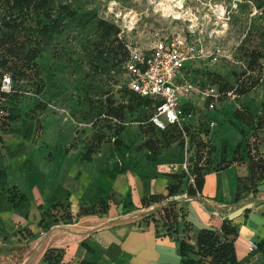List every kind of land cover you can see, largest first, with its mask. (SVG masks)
Returning a JSON list of instances; mask_svg holds the SVG:
<instances>
[{"label": "crops", "instance_id": "obj_1", "mask_svg": "<svg viewBox=\"0 0 264 264\" xmlns=\"http://www.w3.org/2000/svg\"><path fill=\"white\" fill-rule=\"evenodd\" d=\"M18 112L20 117L0 130V264L3 256L9 264H40L49 247L63 250L57 264H199L187 262L197 256L180 254L179 243L166 225L137 216L146 208L124 211V199L128 208L138 206L143 195L167 192L166 186L172 182L169 173L179 171L164 164V154L147 158V150H137L131 144L136 139L134 132L130 141L121 145L108 142L114 145L112 149L128 150L123 159H104L106 142L86 159L84 143L91 126H84L88 131L81 134V141L59 143L58 130L53 129L50 137L42 126L38 114L43 111L37 110L34 119ZM258 150L264 155V142ZM246 173V163L238 161L206 173L200 200L207 209L199 206L197 198L187 199L183 219L192 228L189 241L193 242L196 228L220 226L219 217L210 212L216 210L237 226L234 251L239 263L264 264V251L247 250L249 240L264 241V177L256 191H245L236 200L237 178ZM9 185L26 192L25 200L16 207L6 198ZM100 194L111 200L106 213L80 215L48 229L38 225L39 204L47 207L55 201L68 202L75 214L80 204H91ZM17 248L21 258L15 263L9 255Z\"/></svg>", "mask_w": 264, "mask_h": 264}, {"label": "trees", "instance_id": "obj_2", "mask_svg": "<svg viewBox=\"0 0 264 264\" xmlns=\"http://www.w3.org/2000/svg\"><path fill=\"white\" fill-rule=\"evenodd\" d=\"M97 0H0V78L4 72L9 73L12 81V92L7 94L3 105L6 114L0 117V130L6 129L9 121L20 117L19 110L21 94L26 93L30 83L34 92L41 94L45 88L44 79L41 76V68L38 58L44 54L63 60H77L82 67H86L85 74L99 80V91L92 98L87 97L88 110L96 114L115 116L123 121L127 120V115L142 109L145 112V119H137L138 129L145 136L141 142L135 146L137 150L148 151L147 158H157L162 150L171 143L176 142L182 145L184 135L193 147V156L189 162L188 174L182 170L180 172L169 173L172 182L168 183L167 192L149 193L141 196L138 206L126 207L124 199V211L136 208H147L150 205L166 201H172L174 195L185 192L189 196L201 194L204 175L212 170L223 168L234 161L245 162L247 173L238 176L235 199L245 191H256L257 183L264 177V155L257 146L245 143V148L241 147V142L234 145L232 157L220 166L205 168L209 165L207 160L204 164L199 161L204 149L209 152L214 146H208L199 138L191 125L185 122L182 127L174 123H169L164 129L157 128L149 121V116L153 112L154 104L149 97H142L136 92L128 89L124 84H119L122 74V63L128 57V48L124 40L119 36L118 26L99 16L96 8L92 5ZM107 1V0H106ZM236 5L251 9L256 8L264 12V0H242ZM249 34V35H248ZM247 36V39L246 38ZM241 40V43L253 37L252 44H239L237 51L240 59H243L245 67L236 74L235 83L230 84L225 81L220 74L209 73L212 83L219 91V98L228 92L237 95H244L259 83L264 77V18L261 25L256 23V19L251 17L249 30ZM71 41V46L65 50V43ZM189 67L185 69L187 71ZM114 70V73H111ZM26 90V91H24ZM27 94V93H26ZM261 111H264V100L259 102ZM45 104L35 99L31 108L24 111V114L31 119L36 116L35 111L46 110ZM185 109L194 110L190 105ZM48 110V109H47ZM32 113V114H30ZM233 115L246 126L258 129L263 125L262 115L255 117L245 106V112L235 109ZM106 128L109 136L100 132L84 143L85 149L83 157L90 159L101 142H112L118 146L123 144L120 134L124 131L125 125H111L106 118ZM110 122V123H109ZM137 136V133L134 134ZM66 149V148H64ZM221 157L220 161H225ZM43 171L45 167L40 165ZM192 176V181L189 179ZM6 198L13 207L18 206L26 198V192L20 190L17 185H9L6 190ZM128 197V194L125 198ZM110 197L102 194L96 197L91 204H80L75 214L69 210V203L55 201L47 207L39 204L41 217L38 225L42 229H48L52 224L60 221H70L74 217L88 214L106 213L110 206ZM129 202V200H128ZM178 205V203H177ZM165 216L168 217L166 205L163 206ZM183 206L179 208L182 210ZM183 213H179V221L183 222L179 226L177 223H170L167 220L157 221L153 216L148 217L153 222H161L167 226L170 234L175 235L179 243L181 255L193 254L196 259L188 258L189 263H210V264H241L236 259L234 251V239L237 235V226L231 223L230 219L223 218L220 226H201L195 229L193 242L189 241L191 227L183 219ZM184 233V237L179 234ZM257 247L264 251V241H258ZM63 250L57 247H49L43 253L40 264H57L61 262Z\"/></svg>", "mask_w": 264, "mask_h": 264}, {"label": "rangeland", "instance_id": "obj_3", "mask_svg": "<svg viewBox=\"0 0 264 264\" xmlns=\"http://www.w3.org/2000/svg\"><path fill=\"white\" fill-rule=\"evenodd\" d=\"M241 2L242 0H97L92 6L96 8L99 16L118 26L119 36L126 46L146 48L165 35H181L192 40L200 50V57L189 63L186 75L193 80L198 89L202 90L212 83L209 73L220 74L225 81L234 84L236 74L245 67L244 60L240 59L237 51L238 45L252 44L253 37L245 42L249 35L246 33L249 30L251 17L261 25L264 12L256 8L248 9L236 5ZM245 35L246 38L241 43ZM70 46L71 41L65 43V50ZM38 64L45 82L41 95L66 108L75 120L93 122L92 129L88 131L86 127L74 125L65 119L63 113L56 114L46 109L39 112L38 116H41L42 126L49 131V136L54 135L53 129L60 133L59 143L66 141L77 143L82 140L81 134L85 131H88V137L98 132L109 136L106 119L88 110L86 103L87 97L93 98L99 91V80L85 74L86 67H82L77 60H63L46 53L38 58ZM120 83H123V77L119 78ZM32 84L30 86L29 83L27 91L34 92ZM21 95V98L18 97L20 104L16 109L23 113L26 108L27 110L31 108L35 98L26 93ZM261 99L264 100V77L259 85L244 95L232 92L224 94L216 100L211 109L205 106L200 94L196 95L195 92L189 95L188 100H182L183 103L188 101L194 110L193 116L186 120L191 125V130L207 142L208 146H214L210 152L207 148L203 150L200 164L208 160L210 163L205 165V168L222 165L232 157L237 142H241L242 148H245L247 142L251 146L258 145V147L264 142V122L260 128L252 129L233 115L235 109L245 112V106H248L255 117L262 115L264 118V111L259 107ZM33 114L36 115L37 111ZM144 114L142 109H138L129 114L127 120H144L146 118ZM110 124L115 125L112 122ZM134 132L137 136L131 144L136 145L144 139L145 136L139 131L138 124L131 122L125 125L122 135L120 134L123 143L130 141ZM111 147L114 145L106 142L102 148L104 159L118 160L128 155L126 152L128 150L123 147H115L117 150ZM161 154H164L162 157L164 164L180 172L184 170L183 163H186L188 168L193 156V147L188 140L187 142L184 140L182 145L173 142L164 148ZM221 157L225 158V161H220ZM171 200L169 203L162 201L157 205L153 204V207H147L148 209H144L137 216L140 218L153 216L157 221L167 220L180 226L183 222L179 221V213L184 212L183 204L187 199L180 196ZM165 205L168 217L165 216L163 209ZM180 206H183L182 210ZM179 236L185 235L181 233ZM9 256H11L10 261L15 263L21 258L18 248ZM1 260L2 264H9L8 258L3 256Z\"/></svg>", "mask_w": 264, "mask_h": 264}, {"label": "built area", "instance_id": "obj_4", "mask_svg": "<svg viewBox=\"0 0 264 264\" xmlns=\"http://www.w3.org/2000/svg\"><path fill=\"white\" fill-rule=\"evenodd\" d=\"M127 48L128 57L121 65L122 84L140 96L149 97L152 100L154 109L149 116V121L157 128L164 129L169 123L182 127L187 122L186 120L193 116L190 109H185L189 102L183 103L182 100H188L189 95H192L193 92L196 95L200 94L205 106L210 109L214 107L219 96L217 88L214 85H208L200 90L192 79L187 78L185 72L189 63L200 57V50L196 48L192 40L181 35H165L154 41L149 47L140 48L128 45ZM111 73H114V70H111ZM11 92V77L9 73L4 72L0 78V117L6 114L3 105L7 94ZM26 93L45 104L48 110L56 114L63 113L64 118L74 125L84 127L91 126L93 123L91 120L87 122L75 120L66 108L60 106L54 100L44 98L41 94L33 91H26ZM101 117L108 118L114 124L127 125L131 122L137 123V121H123L115 116L105 114H102ZM184 140L187 142L186 135H184ZM182 166L188 174L186 163H183ZM189 179L192 181V176L189 175ZM180 196L186 199L197 198L199 206L204 210L207 209L206 205L200 200L201 196L199 193L196 196H189L183 192L174 195L173 198L177 199ZM210 212L218 216L222 222L223 217L216 210H211ZM257 248L256 241H248L247 250L249 253Z\"/></svg>", "mask_w": 264, "mask_h": 264}]
</instances>
